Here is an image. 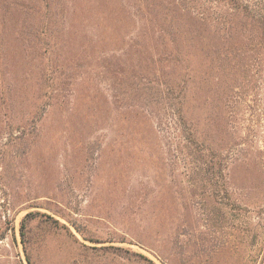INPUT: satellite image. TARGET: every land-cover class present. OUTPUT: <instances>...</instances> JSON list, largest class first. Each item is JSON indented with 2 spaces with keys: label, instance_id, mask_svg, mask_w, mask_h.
<instances>
[{
  "label": "rangeland",
  "instance_id": "rangeland-1",
  "mask_svg": "<svg viewBox=\"0 0 264 264\" xmlns=\"http://www.w3.org/2000/svg\"><path fill=\"white\" fill-rule=\"evenodd\" d=\"M180 8L0 0V264H149L134 251L156 264H264V50L237 51L228 19ZM171 21L193 27L196 49L221 51H195L192 107L214 114L229 197L196 178L174 120L145 95L152 73L179 76Z\"/></svg>",
  "mask_w": 264,
  "mask_h": 264
},
{
  "label": "trees",
  "instance_id": "trees-1",
  "mask_svg": "<svg viewBox=\"0 0 264 264\" xmlns=\"http://www.w3.org/2000/svg\"><path fill=\"white\" fill-rule=\"evenodd\" d=\"M180 10L183 16L191 19H228V29L231 31L232 45L237 51L257 49L263 54L264 50V3H252L251 0H178ZM185 18V19H186ZM176 19V18H175ZM206 25V22H201V27ZM184 28L189 29L188 35ZM193 29V27H191ZM188 25L177 24L170 22L168 25V33L174 44L176 53L168 55L170 62L178 63L180 67L179 76L176 78L172 73L169 79L165 81L158 77L157 72L149 75L147 82V100L155 110L163 115L164 119L172 118L176 125L179 136V144L186 159L190 163H195L199 169L198 176L204 183L212 185L210 191L213 195L226 194L231 195L226 179L225 168L227 167V153L222 147L216 133L212 132L211 125L214 122V114L208 115L205 118L193 113V99L196 89V61L198 51H202L206 58H213V52L220 53L210 42L199 41L196 49L195 35L192 33ZM242 37L238 38L237 36ZM180 40V41H179ZM184 46H183V43ZM240 42V44H236ZM201 45V46H199ZM203 46L206 47L203 49ZM196 51V52H195ZM59 89V87H58ZM55 85L52 90L58 91ZM227 152V153H226ZM209 192V191H208ZM29 215L26 216L22 227L21 235H25V222ZM58 224L59 220L55 219ZM72 226L83 235L84 238L90 241H96L86 237L81 227L74 221H70ZM68 233L81 246L88 245L79 240L69 226L64 223ZM108 249L111 247L104 246ZM122 248V247H115ZM134 253L146 259L149 264H156L151 258L143 253ZM30 262V261H29ZM31 263V262H30Z\"/></svg>",
  "mask_w": 264,
  "mask_h": 264
}]
</instances>
